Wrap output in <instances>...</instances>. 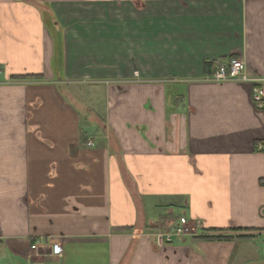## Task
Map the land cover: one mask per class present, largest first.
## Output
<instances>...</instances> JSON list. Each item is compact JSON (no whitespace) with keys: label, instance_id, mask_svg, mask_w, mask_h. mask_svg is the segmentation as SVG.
I'll list each match as a JSON object with an SVG mask.
<instances>
[{"label":"crops","instance_id":"obj_1","mask_svg":"<svg viewBox=\"0 0 264 264\" xmlns=\"http://www.w3.org/2000/svg\"><path fill=\"white\" fill-rule=\"evenodd\" d=\"M233 58L264 78V0H0V264H264V106L211 80ZM176 208L202 229L156 247Z\"/></svg>","mask_w":264,"mask_h":264},{"label":"built area","instance_id":"obj_2","mask_svg":"<svg viewBox=\"0 0 264 264\" xmlns=\"http://www.w3.org/2000/svg\"><path fill=\"white\" fill-rule=\"evenodd\" d=\"M211 80L214 82H246L251 88L252 101L258 107L264 106V78L249 76L241 59L233 58L228 62L216 65L211 75ZM91 144L89 142L87 145L90 146ZM201 229L200 222H189L185 218H180L175 226L156 228L148 236L156 247H162L163 245L172 244L175 239L197 236ZM45 251H48L53 256H62L63 246L61 239L58 237H46V239L34 242L29 246L27 257L28 259L38 257Z\"/></svg>","mask_w":264,"mask_h":264},{"label":"trees","instance_id":"obj_3","mask_svg":"<svg viewBox=\"0 0 264 264\" xmlns=\"http://www.w3.org/2000/svg\"><path fill=\"white\" fill-rule=\"evenodd\" d=\"M214 66V63L212 62H204L203 64V68L205 69L206 72L211 70V67ZM26 77H32V76H26ZM35 78H38L39 76H33ZM128 230L127 228H122V229H118V231H126Z\"/></svg>","mask_w":264,"mask_h":264},{"label":"rangeland","instance_id":"obj_4","mask_svg":"<svg viewBox=\"0 0 264 264\" xmlns=\"http://www.w3.org/2000/svg\"><path fill=\"white\" fill-rule=\"evenodd\" d=\"M136 74H134V76H135ZM83 87L86 89L87 88V85H85V84H83ZM182 209H180V208H176L175 210H174V215H175V217L176 218H178L177 219V222L179 221V216H181L182 215ZM184 215V214H183Z\"/></svg>","mask_w":264,"mask_h":264}]
</instances>
